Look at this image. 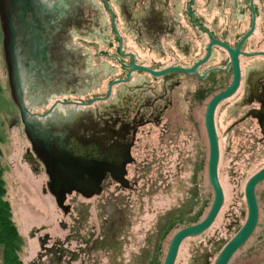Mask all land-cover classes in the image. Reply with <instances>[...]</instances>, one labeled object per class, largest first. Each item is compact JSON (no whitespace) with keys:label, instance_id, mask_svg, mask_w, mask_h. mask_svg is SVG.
<instances>
[{"label":"flooded vegetation","instance_id":"af4514ba","mask_svg":"<svg viewBox=\"0 0 264 264\" xmlns=\"http://www.w3.org/2000/svg\"><path fill=\"white\" fill-rule=\"evenodd\" d=\"M42 1L52 7L61 0ZM73 1L65 11L37 8V2L27 9L26 56L39 58L42 66L33 81L26 78L24 89L37 119L64 118L69 124L59 128L68 129L78 146L98 148L101 160L114 153L116 163L125 165L122 184L106 172L100 195L86 199L73 193L65 203L70 211L62 214L74 215L78 230L86 221L79 198L100 200L106 211L100 237L89 226L85 246L72 250L63 242L57 249L60 264H90L92 243L103 241L108 248L102 250H109L136 206L153 202L164 182L153 173L175 153L176 137H196L201 127L208 137V106L236 78L234 93L214 113L217 137L219 124L226 123L224 137H258L256 131L264 146V0ZM35 32L43 41L39 54L31 44ZM193 68L194 73L186 72ZM149 137L151 148L145 144ZM29 144L27 161L35 160L46 172Z\"/></svg>","mask_w":264,"mask_h":264},{"label":"rangeland","instance_id":"374dc122","mask_svg":"<svg viewBox=\"0 0 264 264\" xmlns=\"http://www.w3.org/2000/svg\"><path fill=\"white\" fill-rule=\"evenodd\" d=\"M114 30L119 32L117 28ZM226 128V123L218 126V175L225 195L224 206L207 232L183 242L175 264H214L222 249L246 222L245 186L250 177L264 167V146L259 144L261 137L256 131L254 134L258 137H224ZM176 139L175 153L164 158L161 171L153 173L154 178L158 175L164 177L163 184L158 186L161 190L148 206H136L133 220L119 237L117 243L121 244L122 253L118 255L112 249L98 250L96 258L91 257L90 264H163L174 235L206 217L214 200V191L208 180V137L201 127L196 137ZM151 143L149 137L145 144L150 147ZM0 147L6 199L12 207L13 220L25 240L22 250L25 264H50L51 260L44 256L49 253L44 252L42 259L38 256L63 242H68L72 250H75L76 244L85 246L84 241L90 234L89 226L93 227L94 237H100L99 228L106 217L102 202L79 198V211L86 221L80 224L78 230L75 216L65 217L48 192V177L44 170L35 160L30 163V144L8 85L1 22ZM159 159L162 161V158ZM149 176L152 174L149 173ZM257 198L260 209L258 227L229 264H264V182L258 185ZM113 232H109L112 237ZM110 241L114 242V238ZM92 246L96 248L95 243ZM0 264H4L1 248Z\"/></svg>","mask_w":264,"mask_h":264},{"label":"water","instance_id":"95a60500","mask_svg":"<svg viewBox=\"0 0 264 264\" xmlns=\"http://www.w3.org/2000/svg\"><path fill=\"white\" fill-rule=\"evenodd\" d=\"M39 8L43 5L47 11L67 10L76 4L73 0H61L52 7L42 0H0V22L4 36L5 62L9 71V85L11 97L19 110L20 121L24 127L26 138L32 145L34 154L41 161L48 177L47 190L54 197L57 207L67 215L70 206L65 203L67 198L73 193L81 194L84 198L90 199L100 195V186L106 172L115 174L120 184L123 183L125 175V165L116 163L115 154L106 155L105 160L100 159L102 154L98 148H85L77 145L76 138L68 129L59 127L69 124L64 122V118L54 115L52 119L45 122L37 119L27 108L25 100L24 83L33 81L41 70V60L39 58L27 57L26 21L27 9ZM65 17V12L62 13ZM10 33V54L8 52V36ZM24 42V45H23ZM42 38L38 33H34L31 44L35 46L36 53L41 47ZM236 67V63H235ZM133 70L139 69L136 65ZM11 70V71H10ZM173 71L169 69L156 75H163ZM195 68L188 70L194 73ZM33 76V78H31ZM39 84V81L37 79ZM238 85V78L234 85L225 93L218 95L209 104L206 113V129L209 141V162L208 180L214 191V200L206 217L199 223L179 230L172 238L165 261L163 264H175L180 247L183 242L190 238H196L207 232L215 223L224 203L225 195L221 186L218 168L220 162L219 139L216 134L214 123V113L216 107L225 99L230 97ZM60 118V119H59ZM95 154H92L94 153ZM115 160V163L113 162ZM264 182V167L256 172L247 181L245 186V201L247 205V219L239 232L226 244L218 255L214 264H229L247 241L252 237L258 227L260 219V209L257 198V186Z\"/></svg>","mask_w":264,"mask_h":264},{"label":"trees","instance_id":"16d2710c","mask_svg":"<svg viewBox=\"0 0 264 264\" xmlns=\"http://www.w3.org/2000/svg\"><path fill=\"white\" fill-rule=\"evenodd\" d=\"M1 154L2 151L0 147V248L2 249L3 262L4 264H25L22 260V250L25 246V240L22 237L17 224L13 220L12 207L9 201L6 199V188L3 179ZM103 245H107V243L103 241L95 242L96 249H92V252L95 251V254H93L94 258H96L98 250H102L103 248L105 249V247H102ZM108 245L110 246V251L112 249V252L116 251L118 255L122 253L121 244L110 241ZM58 248L59 247L57 246L53 249H50V251H42L38 258L42 259L45 256L46 259L51 260L50 264H60L57 259ZM44 252L49 254L43 256Z\"/></svg>","mask_w":264,"mask_h":264},{"label":"bare ground","instance_id":"6f19581e","mask_svg":"<svg viewBox=\"0 0 264 264\" xmlns=\"http://www.w3.org/2000/svg\"><path fill=\"white\" fill-rule=\"evenodd\" d=\"M3 33V32H2ZM5 64H6V62H5ZM6 66V65H5Z\"/></svg>","mask_w":264,"mask_h":264}]
</instances>
